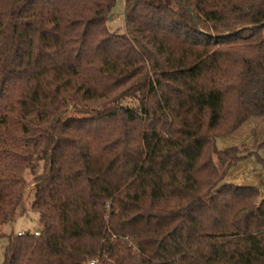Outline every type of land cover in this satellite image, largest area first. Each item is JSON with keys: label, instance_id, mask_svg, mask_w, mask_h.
<instances>
[{"label": "trees", "instance_id": "trees-1", "mask_svg": "<svg viewBox=\"0 0 264 264\" xmlns=\"http://www.w3.org/2000/svg\"><path fill=\"white\" fill-rule=\"evenodd\" d=\"M121 1L0 0L1 264H264V0Z\"/></svg>", "mask_w": 264, "mask_h": 264}, {"label": "rangeland", "instance_id": "rangeland-1", "mask_svg": "<svg viewBox=\"0 0 264 264\" xmlns=\"http://www.w3.org/2000/svg\"><path fill=\"white\" fill-rule=\"evenodd\" d=\"M122 10V1L116 0L112 10V17L108 21L109 31L119 34L124 33ZM263 130L264 124L262 120H251L236 133L216 140L218 150L236 147L241 149L242 152H254L255 154L232 168L225 177L224 183L238 187L264 189V150H256L257 145L263 142ZM28 180L30 182L29 176ZM29 189L30 187H28L27 191ZM25 211L24 216H17L10 224L0 226V264L3 259L6 237L9 235H17L20 232L33 233L38 231V216L30 211L28 192L25 194Z\"/></svg>", "mask_w": 264, "mask_h": 264}, {"label": "built area", "instance_id": "built-area-1", "mask_svg": "<svg viewBox=\"0 0 264 264\" xmlns=\"http://www.w3.org/2000/svg\"><path fill=\"white\" fill-rule=\"evenodd\" d=\"M262 194H264V190L261 191ZM26 234H29V233H24V232H20L17 234V236H23V235H26ZM33 236L37 237L39 235L38 231H35L33 233H31ZM85 264H99L98 263V260L97 259H94V260H90L88 262H86Z\"/></svg>", "mask_w": 264, "mask_h": 264}]
</instances>
